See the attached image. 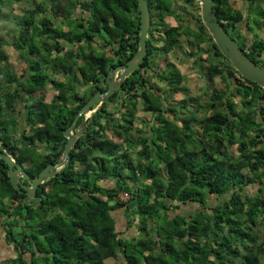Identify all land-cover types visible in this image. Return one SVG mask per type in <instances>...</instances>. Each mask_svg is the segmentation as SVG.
<instances>
[{
  "label": "trees",
  "instance_id": "16d2710c",
  "mask_svg": "<svg viewBox=\"0 0 264 264\" xmlns=\"http://www.w3.org/2000/svg\"><path fill=\"white\" fill-rule=\"evenodd\" d=\"M28 1L0 0V142L35 178L63 158V132L107 90L108 72L138 53L141 11L137 0H32L16 15L14 5ZM146 1L147 56L88 114V123L78 121L75 131H83L58 176L29 199L0 160V222L15 255L10 264H264V90L219 51L199 1ZM213 1L224 30L264 68V0ZM166 17L176 26L167 27ZM183 36L208 46L191 57L199 67L206 54L205 75L225 89L181 117L171 104L185 92V76L173 63L160 65L162 55L179 52ZM9 44L27 65L19 76L5 67ZM47 84L57 92L50 102L32 98ZM139 102L151 120L137 118ZM235 146L237 158L229 151ZM103 181L114 185L102 187Z\"/></svg>",
  "mask_w": 264,
  "mask_h": 264
},
{
  "label": "water",
  "instance_id": "95a60500",
  "mask_svg": "<svg viewBox=\"0 0 264 264\" xmlns=\"http://www.w3.org/2000/svg\"><path fill=\"white\" fill-rule=\"evenodd\" d=\"M141 11V28L138 53L127 63L117 68H112L107 75L105 92L95 94L80 110L73 123L63 132L64 138L67 140L63 158L56 164L48 165L37 177H30L17 161L15 154L10 148L0 142V160L4 161L8 169V177L13 187L21 194L29 199H34L37 195L38 187L46 181L56 178L58 173L70 161V152L77 141L74 134L78 121L85 117L88 123V117L93 111L96 112L103 101L110 98L114 93L122 88V83L129 78L132 73L139 68L147 56V40L151 28V12L146 0H137ZM200 2L202 22L212 36L214 43L217 45L222 55L233 65L238 74L248 82L256 83L264 90V68H261L250 60L247 54L240 48L239 44L230 37L224 30L217 15L214 14L213 0H197ZM120 74L118 81L116 76ZM24 182L30 183V187H26Z\"/></svg>",
  "mask_w": 264,
  "mask_h": 264
},
{
  "label": "rangeland",
  "instance_id": "374dc122",
  "mask_svg": "<svg viewBox=\"0 0 264 264\" xmlns=\"http://www.w3.org/2000/svg\"><path fill=\"white\" fill-rule=\"evenodd\" d=\"M181 3H183L182 0H176L177 5H181ZM31 6H32V0H29L24 4H15L14 5L15 14L16 15L20 14L22 13L23 10L28 9ZM191 8H195V7H191ZM164 24L167 27H169L170 25L176 26V22L171 17H166ZM181 39H182L181 40L182 48H179L178 50L179 52L176 54L171 53L169 56V60L173 61L174 64L179 65L181 67L183 75L185 76V83H184L185 92L184 93L178 92L177 94H175L174 95L175 102L171 104V107L173 109H177L181 117H183L184 114H188V116H190L191 112H195L196 108L194 107H197L199 104L206 106L208 104V100L210 95L212 94V91L215 89L224 90L225 84L219 78L211 80L208 75H205L207 74V68H208L207 67L208 65L204 63L205 60L204 58H206L207 56L206 54H202L203 61L200 62L199 67H197L195 63L196 62L195 59L191 57V54L200 53L201 49L207 51L208 46L205 44L200 45V47L196 45L194 46L193 44L188 43L185 37H182ZM4 53L7 59V63L5 64V67L10 69L9 71L11 74H16L17 76H19L27 70V65L24 59H22L20 54L11 46V44L4 47ZM165 64H166L165 62H162V65L160 66H162L163 68ZM119 76L120 74L116 76V81H118ZM58 79L61 82H65L63 77H58ZM158 84L159 85H157V88L158 87L159 89L164 88L163 84L161 83ZM78 92H79V96L82 98L83 90H81V92L80 91ZM41 95H45L46 101L50 102L52 98L55 95H57V92L53 89V87L50 84H47L46 88L43 91L37 92L34 96H32V98H36ZM25 98L28 97L26 96ZM239 100L240 98H237L235 101L239 102ZM181 102L182 103L184 102L183 107L185 108H179V104H181ZM92 114L93 112H91L89 115ZM202 117H203L202 113L200 112L197 118L198 120H200ZM137 118L139 120H143L146 122L151 120L152 118L151 113H147L143 111L140 102L138 106ZM136 125L139 127L141 126L140 123H137ZM195 128L198 130L199 124L198 126L196 125ZM81 131H83V127L75 131L74 134L77 136L78 133H80ZM133 136L134 139L138 138V134L136 133H133ZM229 151L233 157L237 158L239 156L236 146L231 148ZM12 251H13L12 248L8 247L4 243L3 233L1 231V222H0V264H10V258H15V255L12 254ZM106 264H116V261L112 259L111 261L110 260L107 261Z\"/></svg>",
  "mask_w": 264,
  "mask_h": 264
},
{
  "label": "crops",
  "instance_id": "0c3cea01",
  "mask_svg": "<svg viewBox=\"0 0 264 264\" xmlns=\"http://www.w3.org/2000/svg\"><path fill=\"white\" fill-rule=\"evenodd\" d=\"M174 25H170L169 27H173ZM184 37V36H183ZM182 40V39H181ZM181 42V41H180ZM182 43V42H181ZM3 51H4V48H3ZM171 54V53H170ZM170 54H168L167 55V58L165 59V56L164 55H162L161 56V65H162V62H170V63H173L174 64V62L173 61H170L169 60V56H170ZM175 65V67L181 72V74H183L182 73V70H181V67L179 66V65H176V64H174ZM162 67V66H161ZM163 68H165V67H163ZM110 137L112 138V136H111V134H110ZM115 139H116V137H115ZM114 139V140H115ZM117 140V139H116ZM100 185L102 186V187H106V188H112L113 187V182H110V181H103V182H101L100 183ZM47 190H49V188H47ZM120 199L122 200V201H124V202H127L129 199H130V196L129 195H127V194H121L120 195ZM17 205V203H15L14 204V206H16ZM116 219L117 220H119L118 221V223H119V225H121L123 222L125 223V216H124V213H122V212H119L118 214H116ZM111 261L112 259H108L107 261ZM107 261H105V264H106V262Z\"/></svg>",
  "mask_w": 264,
  "mask_h": 264
}]
</instances>
